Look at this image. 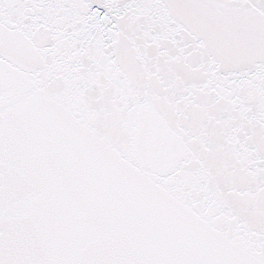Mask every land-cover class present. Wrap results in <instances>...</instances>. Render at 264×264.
I'll use <instances>...</instances> for the list:
<instances>
[{
	"label": "snow or ice",
	"instance_id": "1",
	"mask_svg": "<svg viewBox=\"0 0 264 264\" xmlns=\"http://www.w3.org/2000/svg\"><path fill=\"white\" fill-rule=\"evenodd\" d=\"M0 264H264V0H0Z\"/></svg>",
	"mask_w": 264,
	"mask_h": 264
}]
</instances>
